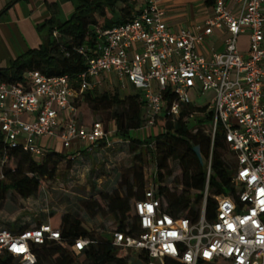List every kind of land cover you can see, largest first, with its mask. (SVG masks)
I'll use <instances>...</instances> for the list:
<instances>
[{
    "label": "built area",
    "instance_id": "2783aa9c",
    "mask_svg": "<svg viewBox=\"0 0 264 264\" xmlns=\"http://www.w3.org/2000/svg\"><path fill=\"white\" fill-rule=\"evenodd\" d=\"M215 30L224 31V48L206 56L199 46ZM241 35L248 37L246 49L239 47ZM97 40L85 69L73 80L29 70L25 84L0 81L5 145L39 158L56 143L75 148V156L81 147L109 143L111 132L104 124H80L71 101L99 90L110 74L121 93L141 94L144 128H153L164 111L174 120L193 103L192 96L209 92V102L202 105L213 111L209 132L214 137L222 131L236 162L232 192L214 197L209 219L206 186L193 221L169 213L154 186L147 187L133 203L137 230L112 231V245L136 251L143 264H264V0H214L210 14L192 29L169 26L159 0H143L131 19L99 30ZM44 137L49 142L39 144ZM7 163V158L0 161V180ZM51 241L64 244L61 230L50 221L25 230L2 226L0 258L10 255L19 264H36L35 246ZM89 243L76 239L70 250L79 254Z\"/></svg>",
    "mask_w": 264,
    "mask_h": 264
},
{
    "label": "trees",
    "instance_id": "16d2710c",
    "mask_svg": "<svg viewBox=\"0 0 264 264\" xmlns=\"http://www.w3.org/2000/svg\"><path fill=\"white\" fill-rule=\"evenodd\" d=\"M59 1L71 4L72 13L66 20L60 21L56 18L57 10L52 8V17L45 23L49 31L48 42L29 48L14 58L8 67L0 68L1 82L25 84V73L29 70H39L47 76L65 74L71 80L75 79L85 69L87 57L98 43V31L128 21L136 8L143 4L142 0ZM204 3L210 8L214 0H204ZM81 48L85 50L84 54L79 51ZM110 88L114 91H85L73 98L71 103L84 101L93 110L121 107V111L113 112L114 134L129 140L132 152L146 146V150L152 153L155 163L153 181L157 179L159 183L154 188L156 195L163 198L167 211L174 216L197 220L207 186L206 214L212 219L216 208L214 197L232 192L231 181L236 168L235 158L224 141L222 131H216L214 137L209 132L213 111L207 110V106L191 103L174 120L164 111L156 118L154 128L158 132L139 139L134 133L143 129L145 124L141 94L131 91L122 95L117 88ZM191 115L193 118H189ZM161 127L164 131L160 130ZM227 149L228 158L224 156ZM67 156L74 158L75 153L70 155L54 149L37 158L21 148H8L0 133V161L8 159L2 167L4 179L0 180V200L9 191L23 199L35 195L45 181L54 178L60 160ZM136 158L138 167L129 171L120 188L98 193L83 203L89 215H110L117 224L114 230L126 233L137 230L133 203L144 197L147 188L142 170L143 159L141 156ZM175 172L179 174L174 176ZM170 178L173 189L163 185ZM48 221L61 230L64 244L51 241L35 246L36 264H128L124 257L118 255L119 248L112 245L111 237L97 239L77 216L66 214L58 217L52 214ZM20 228L25 230L29 227ZM79 238H87L91 243L79 254H74L70 246ZM15 260L18 261L5 255L0 258V264H14Z\"/></svg>",
    "mask_w": 264,
    "mask_h": 264
},
{
    "label": "rangeland",
    "instance_id": "374dc122",
    "mask_svg": "<svg viewBox=\"0 0 264 264\" xmlns=\"http://www.w3.org/2000/svg\"><path fill=\"white\" fill-rule=\"evenodd\" d=\"M117 9L120 6L117 5ZM239 47L247 48L248 37L239 36ZM113 89L115 87L113 86ZM99 91H109L110 86L104 85ZM122 95H124L122 93ZM212 94L207 92L200 97L192 96V102L196 105H205ZM73 107L80 124L89 126L92 122L101 121L107 131L111 132L110 142L95 147H81L79 154L71 158L67 156L61 159L53 179L45 181L43 187L33 196L23 199L17 193L9 191L3 200H0V227L9 228L32 227L48 221L50 215L62 217L66 214L77 216L84 225L91 229L97 239H108L111 232L117 227L110 215H89L83 203L101 192H112L120 188V183L128 177L129 171L138 167L136 157H142V170L144 173L145 187L159 185L155 177V163L152 153L146 150V146H140L135 152L131 151L130 142L114 134L115 120L113 112L121 111L118 107L113 110H93L84 101H75ZM158 130L143 128L134 134L139 139L153 136ZM152 146V145H151ZM67 152V151H63ZM224 156L230 157L228 149ZM137 161V160H136ZM175 172L174 176L178 175ZM163 185L173 189L172 178L166 180ZM180 191V187H178ZM125 193V190H122ZM118 255L124 257L128 264H143L142 257L132 249H119ZM18 264V261H14Z\"/></svg>",
    "mask_w": 264,
    "mask_h": 264
},
{
    "label": "crops",
    "instance_id": "0c3cea01",
    "mask_svg": "<svg viewBox=\"0 0 264 264\" xmlns=\"http://www.w3.org/2000/svg\"><path fill=\"white\" fill-rule=\"evenodd\" d=\"M159 4L166 12L167 24L174 28L192 29L196 22L203 21L210 14L204 0H159ZM52 8L57 10L56 18L64 21L72 13L73 6L59 0H0V68L8 67L14 58L29 48L48 42L49 31L45 23L52 17ZM224 36V31L215 30L199 46V52L210 56L214 51H222ZM109 77L107 85L113 88L115 81L111 74ZM27 118V115L23 116V119ZM48 142L45 137L38 140L41 145ZM55 149L65 150L70 155L76 152L75 148L66 149L59 143L55 144Z\"/></svg>",
    "mask_w": 264,
    "mask_h": 264
}]
</instances>
